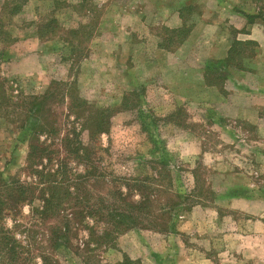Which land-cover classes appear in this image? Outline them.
<instances>
[{
    "label": "rangeland",
    "instance_id": "obj_1",
    "mask_svg": "<svg viewBox=\"0 0 264 264\" xmlns=\"http://www.w3.org/2000/svg\"><path fill=\"white\" fill-rule=\"evenodd\" d=\"M229 2L219 0L218 12L214 0H0V79L17 106L1 109V178L32 181L24 170L29 133L22 126L33 122L22 123L21 94L40 96L52 82H63L73 90L46 104L60 136L72 134L69 108L76 97L111 116L93 158L105 179L83 184L81 196L113 201L118 187L112 176L155 177L166 168L170 181L160 179L162 186L170 183L169 192L184 198L167 232L137 227L125 242L119 236L115 248H87L80 225L70 247L53 252L49 229L59 222L29 220L32 207L41 205L24 204L22 223L35 231L34 249L52 253L60 264H115L123 256L141 264H264V137L256 125L237 122L225 103L226 81L249 71L258 51L244 46L228 69L218 66L226 81H214L213 74L206 81V65L222 60L204 64L198 39L209 32L194 31L201 22L221 21L220 32L236 38L224 21ZM182 28L185 36L176 32ZM80 137L88 143L87 131ZM69 167L84 172L76 161ZM160 197L164 203L169 195ZM4 224L12 227L9 215ZM24 236L16 233L20 241ZM33 264L41 263L35 258Z\"/></svg>",
    "mask_w": 264,
    "mask_h": 264
},
{
    "label": "trees",
    "instance_id": "obj_2",
    "mask_svg": "<svg viewBox=\"0 0 264 264\" xmlns=\"http://www.w3.org/2000/svg\"><path fill=\"white\" fill-rule=\"evenodd\" d=\"M18 10L19 7L12 9L11 12L15 14ZM246 18L249 24L259 18L264 22V13L247 15ZM183 30L184 28L176 32L180 35ZM249 45L255 44L234 41L228 58L206 65L204 79L208 81L207 77L213 74L214 81H226L227 77L220 72L218 66L228 69L229 62L244 46ZM218 82L209 81L207 86H218ZM6 84V79H0V115L1 109L9 107V104L12 111L17 107L7 94ZM72 86L63 82H52L49 90L43 95L21 94L23 100L21 115H24L22 123L33 122L29 127L22 126V129L29 133L24 170L32 181L26 184L16 179L6 182L0 175V264H33L35 258L39 259L41 264H60L52 253L34 249L32 241L35 231L31 226L26 227L22 223L20 208L24 204L32 205L34 201H38L41 205L32 207L29 220L48 222L57 219L59 222L57 226L49 229L48 249L51 252L57 251L60 247H70L71 239L76 237L74 231L80 225L87 232V248L90 244L95 247L115 248L120 235L137 227L160 233L167 232L173 212L182 205L184 198L169 192L170 183L166 187L161 184L160 179L170 181L166 168L164 173L159 172L160 176L155 177L112 176L111 183L118 187L113 201L106 197H98L95 201L89 192L86 194L84 192L85 196L79 194L83 184L89 185L105 179L102 171L96 170L99 160L94 162L93 158L97 139L109 131L111 116L107 114V109L90 108L85 101L76 97L69 108L75 115L71 122L68 119L69 124L73 126L72 134L68 132L60 136L53 112L46 108V104L57 101L60 96L58 93L63 97L71 92ZM123 105L128 107L126 103ZM76 123L81 125L82 131H87V144L81 140V130L74 128ZM62 153L65 154L63 157ZM70 159L82 164L84 168L82 174L72 172L69 167ZM160 164L166 167L165 161H161ZM53 167L56 169L50 170ZM164 193L170 198L163 203L160 195ZM7 215L12 221V227L4 224ZM18 232L25 234L24 241L16 238ZM115 264L141 263L123 256V260Z\"/></svg>",
    "mask_w": 264,
    "mask_h": 264
},
{
    "label": "crops",
    "instance_id": "obj_3",
    "mask_svg": "<svg viewBox=\"0 0 264 264\" xmlns=\"http://www.w3.org/2000/svg\"><path fill=\"white\" fill-rule=\"evenodd\" d=\"M229 1L227 10L223 9V5H221L220 9L226 12L225 25L237 32L236 38H231L229 32H220L221 21L220 23L213 20L201 22L199 23L200 26L196 27L194 31H197L198 35L202 27L201 29H204L205 33L209 32V36L205 35L198 39L200 43H204V47H201L203 49L204 64L208 60H224L228 58L234 41L240 43L252 42L255 44L258 52L253 57L254 60L252 59L250 70H240V77L235 78L232 76V78L230 77L231 80L226 81L225 90L229 95L225 103L226 110L229 113H234V118L237 119V122H240L245 127L249 125L248 123L256 125L257 134L259 137H264V22L259 18L249 24L246 18L247 15L261 14L264 11V9H261L264 7V3L261 0H258L257 3H255V0ZM214 4L217 8L219 0H214ZM217 10L219 12V8ZM178 14L171 17L175 21V25L177 21L178 24L180 23L181 18ZM232 68L235 67L232 66ZM201 71L203 72L202 69ZM131 232L130 230L129 233L120 235L119 241L122 243ZM147 232L150 233V230ZM124 252L127 251L125 250ZM204 262L206 263V261Z\"/></svg>",
    "mask_w": 264,
    "mask_h": 264
}]
</instances>
